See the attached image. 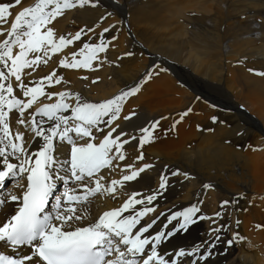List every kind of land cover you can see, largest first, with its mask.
<instances>
[{"label": "snow or ice", "instance_id": "1", "mask_svg": "<svg viewBox=\"0 0 264 264\" xmlns=\"http://www.w3.org/2000/svg\"><path fill=\"white\" fill-rule=\"evenodd\" d=\"M100 2L32 0L15 12L8 27L11 9L22 0L0 2V264H210L229 228L224 211L236 200L219 201L211 215L203 212L202 197L176 210L157 211L174 178H191L180 169L169 171L167 164L156 188L132 187L155 167L145 162L142 146L158 139L159 122L167 117L132 125L129 132L121 121L131 125L137 113L124 114L125 104L167 69L154 63L133 86L101 99L68 87L66 72H91L114 63L107 60V50L118 36L110 30L119 33L120 28L109 24L97 36L99 23L112 15L107 11L92 27L75 32H60L55 23ZM132 55L126 51L116 60ZM50 62V70L37 77V68ZM247 71L264 77V71ZM191 111L188 107L173 120V131ZM210 119L224 123L215 115ZM130 141L138 153L132 162L126 152ZM210 188L208 182L201 184L202 191ZM105 198L114 206L104 207ZM201 220L209 222L207 239L167 250L171 238ZM243 239L233 231L225 243Z\"/></svg>", "mask_w": 264, "mask_h": 264}, {"label": "bare ground", "instance_id": "2", "mask_svg": "<svg viewBox=\"0 0 264 264\" xmlns=\"http://www.w3.org/2000/svg\"><path fill=\"white\" fill-rule=\"evenodd\" d=\"M0 2H10V0H0ZM31 2L32 0H22L20 6L13 7L12 17H9L8 24L4 27L10 26L11 18H14L15 12L19 11L20 7L27 6ZM206 3V12H210L215 7L214 17L206 16V19L202 20L201 27L200 16L197 17L190 31H188L190 26L187 27L189 23L186 25L187 22L183 21L185 18L182 19L184 15L181 13V10L185 11V9L191 14L195 13L193 2L189 4V0H101L99 7L85 6L58 18L55 23L56 29L60 32H75L84 26L92 27L99 16L107 11L112 15L99 23L96 28L97 36L100 29L109 24L115 23L116 27L120 28L119 33L110 30V34L118 36L116 41H110L115 47L107 50V60L114 63L106 62L102 68L91 72L65 73L71 80L68 87L75 90L83 89L90 99L106 98L120 89L133 86L154 63H160L168 70L158 73L144 83L140 91L126 102L124 114L133 110L137 113V117L132 119V124L128 125L121 121L125 130L131 132L132 125L143 126L149 119L158 120L161 116L167 117L159 122L156 130L158 139L142 146L145 162H151L155 167L146 170L142 174L143 179L132 184L134 189L156 188L158 174L164 171L165 164L169 166V171L180 169L190 174L191 178L188 180L177 176L169 183L167 191L160 199L157 211H163L165 208L176 210L197 202L202 197L203 212L211 215L219 210L218 198L215 196L216 191H219L228 199L237 201L227 206L225 210L239 209L240 212L246 201L237 190L243 186L244 191L252 192L250 186L245 187L244 184L237 182L238 176L232 170L235 165L224 169L225 164L219 161V153L220 143L223 141H240L243 147L250 143L247 142L249 137L247 133L250 130L264 133L261 124V122L264 124V113H261L264 106V77L247 71L248 68L264 71V13L260 16L264 11V0H206ZM249 7L261 10H256L259 15L255 12L253 16L254 20L260 22L258 25L254 24V27H249L253 23L250 14L247 13ZM156 9L170 13L178 11L177 22L183 25L181 29L160 32L156 25H164L167 20L163 18L161 12L156 15ZM147 20L156 24L150 22L154 27L153 35L145 26ZM184 33H189L192 39L203 43L204 53L207 55L206 61L193 58L183 52V48L180 52L181 37ZM105 35L109 36V33ZM153 36L155 47L149 45ZM161 40L164 43H160ZM126 51L132 52L133 55L121 57L117 61L116 57ZM170 51L175 53L174 57ZM237 61L241 62L237 63ZM51 66H53L51 62L49 66H39L35 75L38 77L46 74ZM81 74L88 75L89 79L80 80L78 77ZM94 77H99L95 83L92 82ZM85 84L88 85L87 88H84ZM242 104L253 108L247 112ZM188 107H191L192 111L180 120L173 131V120L178 119L179 114ZM217 107L233 112L220 110L215 115L218 121L224 123L216 135L218 146L209 153L210 135L205 128L207 120L211 119H208L206 111ZM238 118H245L252 124L242 138L237 137L234 132ZM165 129L167 132L164 131ZM126 152L128 162H132L134 156L138 154L135 143L130 141L126 146ZM236 155L237 149L227 153L228 157ZM212 160L214 163H211ZM250 164L252 165L251 159ZM208 178H213V181L209 182ZM204 182L214 185L216 190L210 188L206 192L202 191L201 184ZM103 206L114 205L111 200L105 198ZM237 219L240 221L239 228L246 230V235L250 236L252 217H245V223H242L244 217H236L235 221ZM208 227V221H197L186 231L171 238L166 245L167 250L171 251L179 246L187 247L207 239ZM231 238L232 235L221 236L220 242L215 246L217 254L210 258V264H255L256 257H259L257 252H248L239 242H234L231 246L227 245L225 241ZM261 246L264 247L263 238Z\"/></svg>", "mask_w": 264, "mask_h": 264}, {"label": "rangeland", "instance_id": "3", "mask_svg": "<svg viewBox=\"0 0 264 264\" xmlns=\"http://www.w3.org/2000/svg\"><path fill=\"white\" fill-rule=\"evenodd\" d=\"M124 1V0H121ZM193 2V5L195 7V13L191 14L189 10H181V13L184 15L182 19L186 23L187 27L190 26L188 31L192 30L193 26L192 23L196 22V18L200 16V27L202 26V20L206 19L205 17H214L215 7L210 10V12H206V0H189V4ZM253 8V9H252ZM259 8L249 7L247 8L249 14V17L252 24L249 25V27H254V24H260V22H257V20L253 19V16H255L256 13L261 11L258 10ZM257 10V11H256ZM254 11V12H253ZM162 13L163 18H165L167 21L163 23L164 25L157 26L153 21L147 20L145 22V26L148 27L151 30V34L153 35L154 27L151 23L155 24L157 29L160 32L166 31V30H173L176 31L177 28L180 30L183 25H180L177 22V18L179 16L178 11L176 12H167V11H161L159 9H156V15L158 13ZM252 12V13H251ZM256 12V13H255ZM254 13V14H253ZM261 13L260 16H263ZM208 14V15H207ZM212 14V15H211ZM117 16L120 19V16L117 14ZM257 17V15H256ZM259 18V16H258ZM262 18V17H261ZM151 22V23H150ZM255 22V23H254ZM257 22V23H256ZM191 24V25H190ZM224 26V24H223ZM106 36V35H105ZM182 43L180 46V52L181 48H183V52L187 53L188 55L192 56L193 58L200 60V61H206V54L204 53V45L201 41H198L196 39H192L189 33H184L182 35ZM152 42L149 45L154 46L155 38L154 36L150 38ZM164 43L163 40L160 41V43ZM225 46V43H224ZM164 54L166 52L163 51ZM172 54V57L175 56V53L170 51ZM146 65H149L144 61ZM160 64V63H158ZM165 67L164 65H162ZM166 68V67H165ZM202 70V66H201ZM168 71V70H167ZM166 71V72H167ZM203 71V70H202ZM193 92V91H192ZM196 92H194L195 95ZM246 102V101H242ZM243 105V104H242ZM244 106V105H243ZM245 107V106H244ZM253 107H245L246 111L249 112ZM229 112L232 113L233 111L226 110L223 108H209L206 111V114L208 115V119H210L211 116L217 115L218 112ZM256 112V110H255ZM261 113H264V106L261 109ZM254 116V114H253ZM262 124V129L264 130V124ZM222 126L221 123L216 122L213 123L212 120H207L206 123V132L210 135V139L208 142V151L211 153L217 146L218 143L216 141V135L218 132V129ZM250 126L252 127V124L245 118H238V124L235 129V135L237 137L242 138L244 135V132L249 129ZM211 128L212 131H207V129ZM249 137H247V142H250L247 146H241V142H233V141H223L220 143V153H219V161L222 164H225V168H231V165H235L233 171L236 172L238 176L237 182H240L241 184H244L245 187L250 186V192L244 191L241 186V188L238 191V194H242L243 199L246 201V205L242 207L241 211L238 212L236 209H229L224 211V219L223 222L226 224H229V228L224 233L225 236L232 235L233 231H237L240 236L244 237L243 240L238 241L240 243V246L244 247L248 252H257L259 257H256L255 264H264V247L261 246L262 238L264 239V228H256V224L264 225V133H259L255 130H250V132L247 133ZM253 139V140H252ZM190 146H193V144H190ZM233 149H237V155L235 157H228L227 153ZM253 149H256L255 151ZM250 159L252 162V165L250 164ZM211 163H214L212 160ZM239 166V167H238ZM239 173H238V172ZM209 182L213 181V178H208ZM214 186V185H213ZM213 190H216L214 187ZM216 198H218V201L221 200H230L227 197L224 196V194H221L219 191H216ZM236 217H244L245 223V217H252V233L250 236L246 235V230L243 231L241 228L235 227V218Z\"/></svg>", "mask_w": 264, "mask_h": 264}]
</instances>
